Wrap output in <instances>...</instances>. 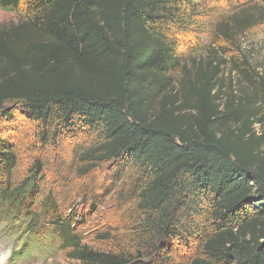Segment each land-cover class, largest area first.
<instances>
[{
    "label": "trees",
    "instance_id": "trees-1",
    "mask_svg": "<svg viewBox=\"0 0 264 264\" xmlns=\"http://www.w3.org/2000/svg\"><path fill=\"white\" fill-rule=\"evenodd\" d=\"M256 5L0 0L21 17L0 27V220L29 212L4 229L75 264H264V68L237 49ZM21 116L36 139L23 174ZM52 165L80 180L83 210L41 195ZM20 240L8 264L34 257Z\"/></svg>",
    "mask_w": 264,
    "mask_h": 264
},
{
    "label": "rangeland",
    "instance_id": "rangeland-1",
    "mask_svg": "<svg viewBox=\"0 0 264 264\" xmlns=\"http://www.w3.org/2000/svg\"><path fill=\"white\" fill-rule=\"evenodd\" d=\"M253 1L257 2L258 0H253ZM252 3L253 2H250V4ZM218 6H219L218 13H221L222 15H225L227 11L237 10L236 8L231 9L229 6L223 3L218 4ZM241 14L250 15L253 18H258L259 16L263 17V19L257 25L252 27L251 30L247 32L245 35L238 34L237 36L240 41V45H237L238 51H241L252 65H254L255 67H260V69H263L264 68V6L256 5L254 7L248 8V10L246 8L245 11H243ZM19 20H21V17L18 16L16 13H13V12H10L4 9H0V27L1 26L10 27V25L17 23ZM207 33L203 37L204 43L206 45L208 44V41H209V36H207ZM209 48L210 46H207L203 50L194 52L195 53L194 56L195 57H200L203 55L206 56L207 53L210 51ZM230 49H232L234 53H237V51H235L234 48L230 47ZM217 50H215L216 53L218 52ZM232 76L238 81L240 80L239 75L236 73V71H232ZM178 78H179V75H177L176 77V83L178 81ZM227 83L228 84L230 83V78L227 79ZM238 89L239 90L243 89V86H240V88ZM244 90L239 91V93H242V91ZM21 117H22L21 118L22 121L20 122V125L17 127L19 136L16 140L14 139L12 140L13 142L14 141L16 142V149H18V153L20 156V162H21L20 163V169H21L20 174H23L29 166V160L27 159L25 160V157H27V153L29 151L27 146L30 143L36 141V139L33 136L35 133L34 121L24 116H21ZM88 141H91V139L89 138ZM69 149L70 147L65 149L62 152L60 150V152L62 155H67L70 151ZM49 156L53 157V154L50 153ZM56 175H58V172L57 170H55V165L50 166L48 168V178L41 186V189H42L41 195H46L48 191L51 189V187H53L56 193V197L58 196L57 198H63L64 200H66V198H69V200L67 199L68 204H65V207H64L65 212L69 210L71 207L73 210H77V211L83 210L81 209L82 205H81V200L79 197L80 195L77 193L81 187L80 180H76L73 177H71L70 180H60V177ZM40 206H41V200H40V197H38L34 200L33 210L31 209L30 210L31 211L38 210ZM112 207H113V203L109 200L108 203L106 205H103L95 215L90 216L88 220L89 225L95 226L96 224H99L100 226L101 225L103 226V223L106 220L104 211L109 210ZM23 211L24 212L22 214H19L18 212V216H20V218L18 217V218L11 219L8 222L6 220L5 221L0 220V264H8L9 260L13 256L12 252L16 250L18 247V240H20L22 237L21 233L18 234L19 231L18 232L16 231L14 233H8L4 229L5 223L10 224V227L12 229L15 228V225L17 226L21 225L22 223L21 217L25 218L26 215L29 213L27 210H23ZM23 234H24L23 238L20 240V245L22 241L24 240L25 243H28L29 248L33 247L32 245H34V242L36 241V239L34 237L30 238V236L26 235L25 233ZM37 250L38 248L33 247L32 254L34 257L33 258L30 257L29 262L23 263V264H75V261L68 259L65 256V253L63 252H60V251L52 252V251H47V249H45L46 252L42 256H40ZM25 258H29V256L26 255ZM16 264H22L21 257L16 259Z\"/></svg>",
    "mask_w": 264,
    "mask_h": 264
}]
</instances>
